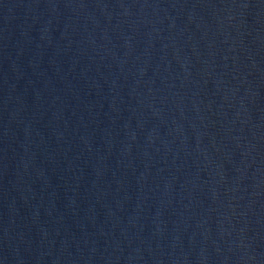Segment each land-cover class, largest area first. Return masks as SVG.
<instances>
[{"label":"water","instance_id":"obj_1","mask_svg":"<svg viewBox=\"0 0 264 264\" xmlns=\"http://www.w3.org/2000/svg\"><path fill=\"white\" fill-rule=\"evenodd\" d=\"M0 264H264V0H0Z\"/></svg>","mask_w":264,"mask_h":264}]
</instances>
